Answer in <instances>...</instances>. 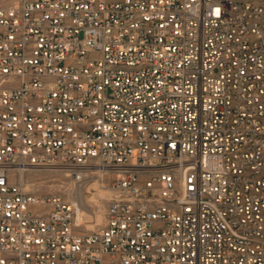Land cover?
Instances as JSON below:
<instances>
[{"label": "built area", "instance_id": "obj_1", "mask_svg": "<svg viewBox=\"0 0 264 264\" xmlns=\"http://www.w3.org/2000/svg\"><path fill=\"white\" fill-rule=\"evenodd\" d=\"M93 164L89 233L8 173ZM0 264H264V3L0 0Z\"/></svg>", "mask_w": 264, "mask_h": 264}, {"label": "rangeland", "instance_id": "obj_2", "mask_svg": "<svg viewBox=\"0 0 264 264\" xmlns=\"http://www.w3.org/2000/svg\"><path fill=\"white\" fill-rule=\"evenodd\" d=\"M237 1L264 3V0ZM99 168L93 164L89 173ZM24 169V171L11 169L8 172L11 180L19 183L24 191L34 195H58L65 200L76 201L82 214L81 231L84 233L97 231L103 226L110 197L105 196L103 190H108L111 178L109 171L103 169L100 173L93 172V177L76 183L68 170L61 167Z\"/></svg>", "mask_w": 264, "mask_h": 264}, {"label": "bare ground", "instance_id": "obj_3", "mask_svg": "<svg viewBox=\"0 0 264 264\" xmlns=\"http://www.w3.org/2000/svg\"><path fill=\"white\" fill-rule=\"evenodd\" d=\"M24 170H25V169H20V171H24ZM102 170H103V169L99 168V169H97V170H95V171H92V172L89 173L88 177L92 176V173H93V172H98V173H100ZM92 177H93V176H92ZM98 177H99V176H98ZM101 193H102V191H101ZM103 193H104L105 196H109V195H110V191H109V189H108V190H103ZM101 195H102V194H101Z\"/></svg>", "mask_w": 264, "mask_h": 264}]
</instances>
